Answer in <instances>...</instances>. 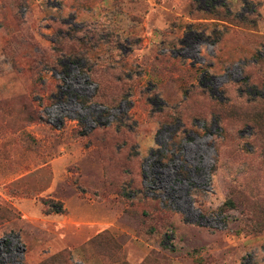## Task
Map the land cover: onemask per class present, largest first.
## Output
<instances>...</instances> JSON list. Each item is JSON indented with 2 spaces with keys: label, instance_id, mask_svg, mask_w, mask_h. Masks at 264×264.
<instances>
[{
  "label": "rangeland",
  "instance_id": "1",
  "mask_svg": "<svg viewBox=\"0 0 264 264\" xmlns=\"http://www.w3.org/2000/svg\"><path fill=\"white\" fill-rule=\"evenodd\" d=\"M0 264H264V0H0Z\"/></svg>",
  "mask_w": 264,
  "mask_h": 264
},
{
  "label": "trees",
  "instance_id": "2",
  "mask_svg": "<svg viewBox=\"0 0 264 264\" xmlns=\"http://www.w3.org/2000/svg\"><path fill=\"white\" fill-rule=\"evenodd\" d=\"M68 60H69L68 62H70V63H74L72 60H70V59H68ZM107 107H108V106H107ZM109 108H111V109H112V108H113V106H111V107H109ZM57 207H58V208H61V205H59V204H58V206H57Z\"/></svg>",
  "mask_w": 264,
  "mask_h": 264
}]
</instances>
